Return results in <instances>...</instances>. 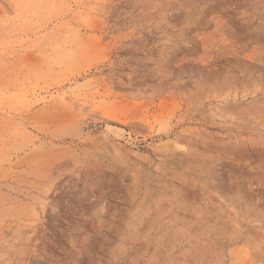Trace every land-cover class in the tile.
Masks as SVG:
<instances>
[{
    "label": "rangeland",
    "instance_id": "rangeland-1",
    "mask_svg": "<svg viewBox=\"0 0 264 264\" xmlns=\"http://www.w3.org/2000/svg\"><path fill=\"white\" fill-rule=\"evenodd\" d=\"M0 264H264V0H0Z\"/></svg>",
    "mask_w": 264,
    "mask_h": 264
}]
</instances>
